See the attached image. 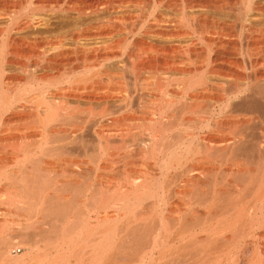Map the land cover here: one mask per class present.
I'll return each instance as SVG.
<instances>
[{"label": "bare ground", "instance_id": "1", "mask_svg": "<svg viewBox=\"0 0 264 264\" xmlns=\"http://www.w3.org/2000/svg\"><path fill=\"white\" fill-rule=\"evenodd\" d=\"M147 1L74 0L68 4L74 7L73 12L75 10L80 19L110 14L107 24L71 28L63 36L56 34L51 37L57 38L49 39L41 35L44 18L33 15L18 19L24 3L0 0V221L19 213L22 220L18 224L24 241L29 238H26L28 229L36 225L49 226V249L43 251L55 252L54 257L49 258L38 250L37 241L29 243L27 248L25 244L15 246L8 237H2L0 264H165V261L167 264H264V149L261 136L257 138L254 134L264 121V0H151L152 4H162L178 14L175 21L170 20L176 24L169 21L168 25L169 17L156 14L138 43L115 41L114 37L121 31L116 22L132 17L134 13L130 14V9L141 7ZM230 11H235L243 24L239 38L247 46L244 54L240 47L230 46L226 41L233 37L228 20L216 17ZM31 31L36 36L26 37ZM205 37L210 39L206 55H200L202 52L197 53L193 48L181 52L177 44L168 45L186 39L196 44L195 41ZM153 38L166 43L156 44ZM66 41L75 46L71 52L63 51ZM26 43L31 47L39 43L41 47H54V52L46 57L40 54L37 63L27 64ZM73 54L82 58V63L72 72L83 74L74 81H67V89H54L57 94L52 93L51 98L39 87H26V81L21 82L18 77L16 81L8 75L11 66L25 73L26 69L38 66L61 70L57 60ZM241 59L242 65L239 64ZM110 73H180L182 79L179 86L176 85L182 93L178 97L177 92L180 95L181 91L174 89L178 98L171 101L162 95V98L156 97L155 108L151 109L148 121L142 122V132L137 133L135 129H139L141 122L138 123L139 116L133 109L129 108L131 115L127 118L108 121L109 117L119 114L117 109H109V103L120 102L124 92L119 83L114 86L109 83ZM159 85L161 91L155 87L153 91L164 93ZM71 99L78 104L76 108L82 103L88 104L89 111H71ZM206 99L222 100L220 110L203 108L202 101ZM28 105L34 109L32 115L37 120L35 130L39 134V139L31 146L26 145V125L22 127L20 123L26 121ZM168 109L177 111L170 113ZM81 115L84 119L79 117ZM106 120L109 123L104 124ZM16 122L21 128L14 126ZM89 126L97 138L94 152L90 149L91 138L86 136ZM144 136L147 142L143 149L138 138ZM126 137L131 138L133 145L128 147L125 159L133 166L135 155H144L146 173L140 174L132 168L113 183L105 182L104 174L96 183L92 178L87 179L89 176L86 178L84 173L89 169L90 160L95 163L97 172L104 164H114L112 161L123 148L118 145L115 150L111 140L117 138L124 142ZM50 138L63 139L71 147L58 148L59 153L56 147L52 148L54 151L47 150ZM220 138L226 143V146L222 143L225 146L222 150L217 146ZM250 138L254 141L250 142ZM200 139L209 141L211 147L206 148L205 143H201L202 147L195 148ZM72 146H75L73 152L68 150ZM234 153H238L237 159H233ZM39 155L44 159L46 155L51 159L63 156V159L43 169ZM113 162L117 164L119 159ZM224 165L237 169L223 172ZM173 167H184L171 184L175 185L172 193L183 195L186 202L176 209L175 217L173 214L167 218L164 215L167 194L164 175ZM61 168L69 172L72 179L68 177L70 180L60 183ZM226 177H232L234 182L221 189L220 184ZM66 189L71 194H67ZM175 229L179 230L176 234ZM199 231L206 234L204 239L198 237ZM188 233H191L189 239ZM188 249H191L190 257L185 252L187 257L183 254L181 257ZM158 251L162 255L157 260L154 256ZM35 254L39 257H34Z\"/></svg>", "mask_w": 264, "mask_h": 264}, {"label": "rangeland", "instance_id": "2", "mask_svg": "<svg viewBox=\"0 0 264 264\" xmlns=\"http://www.w3.org/2000/svg\"><path fill=\"white\" fill-rule=\"evenodd\" d=\"M18 1H20L19 2V4L21 3V4H23V5H21L22 7V13H20V16H19V14H18V19H20V18H24V17H32L33 15L35 16V17H41L44 21H43V24H42V26H41V28L43 29L42 30V36L44 37H46V38H51V39H53V38H57L58 36L59 37H61V36H63V35H65V33H66V31H68V30H70L71 28L73 29V28H80V27H86V26H90V25H93V24H98V23H105V22H107V18L108 17H110V14H100V16H92V17H83L82 19H80L78 16H76L77 15V13H76V11L74 10V12H73V9H74V7L71 5V6H69V4L68 3H73V1L74 0H18ZM18 1L16 0V2L18 3ZM25 1V2H24ZM261 1H263V0H261ZM264 2V1H263ZM27 5H26V4ZM159 3H156V4H152L151 3V0H148L147 2H145L144 3V5H140L141 7H132V9H130L131 11V13L130 14H132V13H134V14H132V17H130V16H128V17H125V18H120L118 21H120V22H116V24H117V26H119L120 28H121V31L118 33V34H116V36L114 37V40L116 41H122V42H128V43H130V42H135V43H138V42H136V41H139L140 40V38L142 37V33H143V31H144V29L147 27V26H150V24L151 23H153L154 22V17H155V15L156 16H158V15H160V14H162L163 16L165 15L166 17H169V18H167V20H168V25H169V23L172 21V20H176V18H178V14H177V16H176V13L175 12H173L172 10H170V9H165V7L162 5V4H159ZM34 5V6H33ZM43 5H45V6H43ZM48 5V6H47ZM50 7V8H49ZM164 7V8H163ZM39 8V9H38ZM68 8H70V9H68ZM73 8V9H72ZM134 9V10H133ZM140 9V10H139ZM32 10V11H31ZM35 10V11H34ZM133 11V12H132ZM169 11H171V12H169ZM21 12V11H20ZM145 14H144V13ZM231 12V13H230ZM230 12H227V13H225V14H222V15H216V17H221V19H227L228 20V24L229 25H231L230 27H231V33L233 34H231L233 37H232V39L231 38H229V39H226V41H227V43H229V45L230 46H234V47H240L239 49L243 52V50L244 49H246L247 48V46H245V43L243 42V46H245L244 48H243V46H242V42L240 41L241 39L239 38V35H240V33H241V27H243V24H242V22H241V20H239L238 19V15H237V13L235 12V11H230ZM234 12L236 13L235 15H234ZM76 13V14H75ZM172 13V14H171ZM196 12H194V14H195ZM228 13L230 14L229 16H227L228 15ZM191 14V13H190ZM189 14V15H190ZM231 14H233V15H231ZM134 15V16H133ZM146 15V16H145ZM226 15V16H225ZM237 15V16H236ZM154 16V17H153ZM171 16V17H170ZM224 16V17H223ZM236 16V17H235ZM147 17V18H146ZM173 17V18H172ZM229 17V18H228ZM232 17V18H231ZM45 18H46V20H45ZM89 18V19H88ZM132 18V19H131ZM171 18V19H170ZM48 19V20H47ZM122 19H124V21L122 22ZM125 19L127 20V22L125 21ZM166 19V18H165ZM231 19V20H230ZM94 20V21H93ZM96 20V21H95ZM171 20V21H170ZM239 20V21H238ZM90 21V22H89ZM137 21V22H136ZM170 21V22H169ZM171 22V24H173L174 25V23L176 24V22ZM75 22V23H74ZM78 22V23H77ZM122 22V23H121ZM241 22V23H240ZM88 23V24H87ZM233 23V24H232ZM257 23V22H256ZM105 24H107V23H105ZM170 24V25H171ZM241 25V26H240ZM50 26V27H49ZM68 26H70V27H68ZM72 26V27H71ZM76 26V27H75ZM125 26V27H124ZM247 26V25H246ZM137 27V28H136ZM125 28V29H124ZM128 28H130V29H128ZM49 29V30H48ZM123 29V30H122ZM238 29V30H237ZM126 30V31H125ZM234 31V32H233ZM32 32V33H31ZM31 32H27L26 33V37H31V38H33V37H35L36 36V33H34L33 31H31ZM62 32V33H61ZM134 32V33H133ZM242 32H245V29L243 30V28H242ZM54 33V34H53ZM30 34V35H29ZM35 34V35H34ZM56 34H57V37H51V36H56ZM59 34V35H58ZM28 35V36H27ZM32 35H33V37H32ZM235 35V36H234ZM141 36V37H140ZM125 39V40H124ZM154 39V40H153ZM152 40V42H155L156 44H160L162 41L163 42H165L164 40H157V39H155V38H153ZM207 37H205L203 40H201V39H199V40H197V41H195L196 42V44L194 43V44H191V40L190 39H186V40H181V41H173V42H170V43H168V45L170 44V45H175L176 46V44H177V48H178V50H183V52L184 51H186V49L188 48L189 50H191L192 48V50H194V51H196L197 50V53H201L200 55H206V53H205V51L208 53L209 52V50H210V47H209V43H210V39H207ZM133 40V41H132ZM158 42H156V41ZM228 40H230V42L228 41ZM207 41H209V43L207 42ZM224 41H225V39H224ZM160 42V43H159ZM168 42V41H167ZM166 43V42H165ZM179 43V44H178ZM29 44V43H28ZM27 43H26V58L28 57V61L26 60V63L27 64H33V63H37L38 62V55H40V54H42V55H44V57H46V55L47 56H49L51 53H53L54 51V49H52V48H54V47H50V46H43L42 45V47H41V44L39 43V44H34V46H32L31 47V45L29 44L28 45ZM250 44H251V46H250ZM249 44V46L250 47H252V43H250ZM33 45V44H32ZM73 45V46H72ZM189 45L190 46H193V47H189ZM196 45V46H195ZM40 46V47H39ZM73 47H75L74 46V44L71 42V41H66V42H64L63 43V51H65V50H67L66 52H68L69 50H70V52L74 49ZM242 47V48H241ZM191 48V49H190ZM188 49H187V51H188ZM201 50V51H200ZM203 50V51H202ZM182 52V51H181ZM241 52V53H242ZM245 52V51H244ZM244 52H243V54H244ZM37 53V54H36ZM34 55H36V56H34ZM263 55H264V50H263ZM67 57H69V58H67ZM67 57H65V58H59L57 61V64L59 65V66H61V70H56V69H54V68H51L50 70H45L43 67L41 68V66H38V68L36 67V69L35 68H33L32 70L31 69H29V70H27L26 69V72L27 73H25V72H23V71H21V70H19V69H17V71L14 69V67H8V75L9 76H11V77H13V78H15L16 79V81H21V82H23V80L24 81H26V82H24L25 84H26V87H28V86H30V87H32V86H35V87H39V89L41 90V91H45V96H47L48 94V98H51L52 97V93H53V95H56L57 94V92L55 91V90H57V89H60V88H65V89H67V87H69V85H68V83H67V81H70V80H72L73 79V81L74 80H76L77 79V77L79 78L83 73H81V71H78V72H76V73H73L72 72V69L76 66V67H78V66H80L81 65V63H82V58H79V56L77 57V56H75L74 54L72 55V56H67ZM72 57V58H71ZM36 58H37V60H36ZM77 58V59H76ZM79 58V59H78ZM255 58H253V60H254ZM252 60V61H253ZM31 63H30V62ZM34 61V62H33ZM79 61V62H78ZM255 61V60H254ZM239 62V61H238ZM80 63V64H79ZM160 63V62H159ZM162 63V62H161ZM243 64V60L241 59V61L239 62V64L240 65H242ZM62 64V65H61ZM65 68V69H64ZM14 69V70H13ZM71 70V72L70 73H68L69 71ZM14 72V73H12V72ZM19 71V72H18ZM23 72V73H22ZM30 74V75H29ZM36 74V75H35ZM132 74V75H131ZM134 74H135V76H134ZM137 74V75H136ZM173 74V75H172ZM33 75V76H32ZM73 75V76H72ZM116 75V78L114 77ZM182 74H180V73H110V78H112V82H111V79L109 78V83H111L112 84V86H114V85H116L117 83H119V86L121 87L122 86V91H124L123 92V96H121V101L120 102H117L116 103V101L115 102H110L109 103V109H111V110H113L114 109V111L116 110V112L118 111L119 112V114H117L116 112V114L114 115V116H112V117H109L108 118V121L109 122H112L113 121V119H120V120H122L123 118H127V117H129L130 115H131V113H130V109H133V111L134 112H137V121L139 120V122L138 123H140V127H139V129H137V131H136V129H135V132H137L138 133V131H139V133H140V131L142 132V127H141V125H143V123L145 122H147L148 121V119H149V117H150V112H151V109H153V108H155L154 106H155V103L158 101V100H156V99H158V98H162V96H165V99H168L169 98V100L168 101H171V100H176V91L174 90V89H180V87L178 88V86H179V83L181 82V79H182V76H181ZM30 76V77H29ZM44 76V77H43ZM51 76V77H50ZM19 79H18V78ZM35 77L38 79V81H36V79H35ZM46 77V78H45ZM167 77V78H166ZM174 77V79H172ZM23 78V79H22ZM34 80H33V79ZM39 78H43V80L45 79L46 81H44V83L40 80L39 81ZM58 78V79H57ZM75 78V79H74ZM121 78V79H120ZM135 78H136V80H138L137 82H136V80H135ZM165 78V79H164ZM175 78H177V79H175ZM18 79V80H17ZM48 79V80H47ZM53 79V80H52ZM69 79V80H68ZM170 79L172 80V81H170ZM33 80V81H32ZM50 80V81H49ZM164 80V81H163ZM165 80H166V83H165ZM30 81H32V82H30ZM35 81V82H34ZM119 81V82H118ZM160 81H162L163 82V84L162 83H159ZM180 81V82H179ZM133 82V83H132ZM135 82H136V86L134 85L135 84ZM139 82V83H138ZM168 82V83H167ZM179 82V83H178ZM261 82H263V81H261ZM38 83V84H37ZM49 83V84H48ZM67 83V84H66ZM116 83V84H115ZM154 83H156V84H154ZM160 84L159 86H160V89L162 88H164L163 90H162V92H164V93H161V92H157L156 93V90L157 91H161V90H158L159 88L157 87L158 86V84ZM164 83H165V85H164ZM170 83H172V84H170ZM58 84H61V85H58ZM110 84V85H111ZM131 84V85H130ZM133 84V85H132ZM154 84V85H153ZM161 84H162V87H161ZM170 84V85H169ZM175 84V85H174ZM178 86H177V85ZM38 85V86H37ZM51 85V86H50ZM140 85V86H139ZM152 85V86H151ZM173 86V88H172V86ZM125 86V87H124ZM134 86V90H132V87ZM163 86H165V87H163ZM167 86H170V88H172V89H170L169 87V89H170V91L169 92H172V93H170L171 95H172V98H174V99H172V98H170V94H168L169 92L167 91V90H169V89H167ZM177 86V87H176ZM56 87V88H55ZM153 87H155V91H153ZM174 87H176V88H174ZM129 88V89H128ZM137 88V89H136ZM55 89V90H54ZM131 89V90H130ZM167 89V90H166ZM137 90H139V91H137ZM165 90V91H164ZM173 90V91H172ZM55 91V92H54ZM135 91V92H134ZM168 93H167V92ZM175 91V92H174ZM180 91H181V89H180ZM15 93H16V91H15ZM17 93H19V91H17ZM56 93V94H55ZM136 93V94H135ZM178 93V97H180L181 96V93H182V91L180 92V95H179V91L177 92ZM130 94V95H129ZM133 94V95H132ZM138 94V95H137ZM157 94H159V95H157ZM165 94V95H164ZM168 94V95H167ZM132 95V96H131ZM142 95V96H141ZM162 95V96H161ZM51 96V97H50ZM159 96V97H158ZM161 96V97H160ZM168 96V97H167ZM54 97H56L55 98V100H59L58 98H57V96H54ZM130 97V98H129ZM156 97H158V98H156ZM167 97V98H166ZM177 97V98H178ZM125 98H127L128 99V101H127V99H125ZM132 98H133V100H132ZM156 98V99H155ZM132 101H131V100ZM171 99V100H170ZM72 100V101H71ZM69 102H70V107H72L71 108V111H74V110H76L77 109V112L79 111L80 112V109H81V111L83 112L84 110H86V111H89L88 110V104H86V103H82V106H80V108H76L77 106H78V104L76 103V101L75 100H73V99H71ZM124 100V101H123ZM156 101V102H155ZM212 101V102H211ZM221 102V103H215V102ZM57 102H60V101H56V103ZM131 102H133V103H131ZM203 103H204V106L205 107H203V108H207V107H209V110H211V108L212 109H215V110H217V111H219L220 110V105H222V100L220 101L219 99H208V101H207V99L206 100H204V101H202ZM210 102V103H209ZM74 103V104H73ZM113 103V104H112ZM116 103V104H115ZM119 103V104H118ZM86 104V105H85ZM118 104V105H117ZM128 104V105H127ZM131 104V105H130ZM134 106H133V105ZM157 104V103H156ZM118 106L119 107V109H120V111L118 110V108L117 107H115V106ZM120 105H122V106H120ZM76 106V107H75ZM114 106V107H113ZM129 106V107H128ZM131 106H133L132 108H131ZM201 106H202V104H201ZM212 106V107H211ZM30 107V108H29ZM74 107V108H73ZM32 107L31 106H29L28 105V109L26 110V124H25V122L23 121H21L20 123L23 125H20V123L19 122H16L15 123V127L17 126L18 128H21V126L22 127H24V125H26V130H28V131H26V145H32L33 143H35L38 139H39V134L37 133V131L35 130V128H36V122H37V120H36V118H34L33 117V115H32V113L34 112L32 109H31ZM125 108V109H124ZM130 108V109H129ZM219 108V109H218ZM150 109V110H149ZM123 110V111H122ZM169 110V112L171 113H174V111L173 110H175V109H172V111H171V109H168ZM40 111L42 112V110L40 109ZM98 111H100L99 109H98ZM126 111V112H125ZM175 111H177V110H175ZM169 112H167V114L168 115H170L169 114ZM140 113V114H139ZM148 113V114H147ZM121 114V115H120ZM125 114V115H124ZM129 115V116H128ZM81 119H84V118H82V117H84V115H81V116H79ZM77 118V119H80V118ZM207 117V116H206ZM77 119H75V120H77ZM80 119V120H81ZM145 119V120H144ZM263 119H264V115H263V117H262V121H263ZM75 120H73V121H75ZM107 120L105 121V123L104 124H106V122H108ZM108 122V123H109ZM143 122V123H142ZM144 123V124H145ZM263 123V126H259V128L261 129H258L254 134L255 135H257L256 137L257 138H259L260 136H261V140L260 141H262V143H263V145H264V136L262 135V133L264 134V121L262 122ZM238 125H241L242 126V124H238ZM16 127V128H17ZM91 126H89L87 129L88 130H86V136L87 137H89V138H91V140H89V141H93L92 143L91 142H89L91 145H90V149L92 150V152H94V149H93V147H94V145L97 143V138H96V134H94L95 132H94V130H93V128L91 127ZM240 127V126H239ZM89 128H90V131H89ZM141 128V129H140ZM35 130V131H34ZM259 131V132H258ZM263 131V132H262ZM36 132V133H35ZM71 132V131H70ZM112 132V131H111ZM88 133V134H87ZM107 133H109L108 131H107ZM252 133V132H251ZM257 133V134H256ZM260 133V134H259ZM109 134H112V133H109ZM37 135V136H36ZM255 135H252L251 137L253 138V137H255ZM259 136V137H258ZM256 137H255V139H256ZM88 138V139H89ZM130 138V137H129ZM128 137H126V138H124V142H122L120 139H117L116 138V140H115V138H112V140H111V142H112V146H115V147H113L115 150L118 148L117 146L119 145V148H123V149H121L120 151H119V154H122V155H117L116 156V158H118L119 159V162H118V159L117 160H115L116 158H114V160L113 161H117L118 163L116 164L115 162H113L112 161V163H114V164H109V166H107L106 164H101V166L102 167H106V169H104V168H102L101 167V169L99 170V172H97V170H95L96 169V165H95V163H93L94 164V167H93V164H92V162H91V160H90V163L88 164V170H86L85 171V173H84V175L86 176V178L87 179H91V181L93 182V183H96L97 182V180L99 181L100 180V177L103 175V177L105 178L104 179V181L105 182H107V183H113V182H118L119 181V179H122V177H123V174H125V172H127V171H130V170H132V168H133V170L134 171H137L138 173H140V174H143L144 172L143 171H145V170H147L146 169V160L147 159H145V157H144V155H142V154H140L139 156H138V154H136L135 155V165H133L132 166V164L128 161L127 162V160L125 159L126 157H124V156H126V154L128 153V149L131 147L130 145H133V143L131 142L132 140H131V138L129 139ZM140 138V139H139ZM138 138V143H140L142 146V148L144 149V144L147 142V137H139ZM252 138H250V142L252 141H254ZM29 139V140H28ZM57 138H50L49 139V141H48V143H47V145H46V149L47 150H50L49 148H51V150H53L54 151V149H52L53 147L55 148H57L56 149V153H59L60 152V150H58V148L60 149V148H66V147H68V148H70L71 147V145L67 142H65L63 139H57ZM96 139V140H95ZM114 139V140H113ZM229 139L231 140L232 139V137H229ZM252 139V140H251ZM55 140V142L53 143V141ZM225 139H222V138H220V139H218L217 140V146L219 147V148H221V150L223 149V147L225 148V146H226V143L225 142H223ZM35 141V142H34ZM256 141H258L257 139H256ZM19 143V142H18ZM17 142H16V144H18ZM51 145H50V144ZM121 143V144H120ZM203 143H205V144H203L206 148H208V147H211V143L209 142V141H205V140H198V141H196V143H195V148H198V147H202L201 145ZM225 145H223V144ZM93 144V145H92ZM115 144V145H114ZM125 146H124V145ZM201 144V145H200ZM50 145V146H49ZM64 145V146H63ZM66 145H68V146H66ZM251 145V144H250ZM262 145V149H264V146ZM30 146H28V149L30 148ZM49 146V147H48ZM208 146V147H207ZM73 147V146H72ZM117 147V148H116ZM129 147V148H128ZM73 149V150H72ZM72 149H68L69 151L71 150L72 152L73 151H75L74 149H75V146L72 148ZM201 149V148H200ZM50 150V151H51ZM58 150V151H57ZM64 150V149H63ZM66 150V149H65ZM67 150V151H68ZM114 151V150H113ZM91 152V151H90ZM126 152V153H125ZM47 153V152H46ZM117 152H114L113 154H116ZM254 154V153H253ZM47 155H49V154H47ZM47 155H46V157H45V159H44V156L42 157V155L40 156L39 155V157H41V161H43V163H41V168H43V169H47V167L50 165L49 163H58L59 161H60V159L62 160L63 159V156H61V157H56L55 158V156L54 157H52V159L50 158V157H47ZM142 155V156H141ZM204 155H206V154H204ZM220 155H221V152H220ZM119 156H120V158H119ZM138 156V157H137ZM202 156V155H201ZM207 157L209 156V155H206ZM233 159H237V157H238V153H234L233 154ZM254 156H257V154H255ZM48 158H50V159H48ZM54 158V159H53ZM136 158H137V160H136ZM143 158V159H142ZM220 158V160H221V157H219ZM254 158V157H253ZM252 159V158H251ZM256 159H257V157H255V159L253 160L254 162H256ZM45 160V161H44ZM56 160H58V161H56ZM125 160V161H124ZM53 161V162H52ZM233 162H236V161H233ZM45 163V164H44ZM126 163H127V165H126ZM128 163H130V165L128 164ZM143 164V165H142ZM45 165V166H44ZM90 165H92V166H90ZM111 166V167H110ZM132 166V167H131ZM46 167V168H45ZM129 167L131 168V169H129ZM145 167V168H144ZM108 168V169H107ZM184 167H181V168H175V167H173V168H171L166 174H167V176H166V174L164 175L165 176V182H164V185H165V188H166V190H165V193H167L166 194V207H165V216L167 217V218H171V217H175L176 216V214H174V212H176V209H178V208H180L182 205H183V203L184 202H186V201H184V200H186L185 199V197L183 196V195H180V196H178V195H175L174 193H172V192H174L173 190H174V187H175V185H173V184H171L172 183V180L176 177L175 175H177L178 174V171H179V173L182 171L181 169H183ZM233 168V169H232ZM229 169H232V170H236L237 169V167H232V166H228V165H224V166H222V171L223 172H225V171H228ZM95 170V171H94ZM105 170V171H104ZM158 170V168H155V171L157 172L156 174H159V171H157ZM181 170V171H180ZM60 171V175H62V176H59V182L60 183H62L63 181H65V180H70V178L72 177V176H70V174H69V172L67 173V172H65L64 171V169H62L61 168V170H59ZM100 171H101V173H100ZM141 171H142V173H141ZM62 172H65L64 174L62 173ZM103 172V173H102ZM88 173V174H87ZM145 173H146V171H145ZM176 173V174H175ZM65 174H67V175H65ZM99 174V175H98ZM101 174V175H100ZM173 174V175H172ZM64 175V176H63ZM121 176V177H120ZM175 176V177H174ZM68 177H70V178H68ZM99 177V179H97ZM66 178V179H65ZM172 178V179H171ZM229 178H231L232 180H230L229 181ZM72 179V178H71ZM205 179H206V177H205ZM205 179H203V181H205L206 182V180ZM61 180V181H60ZM169 181V183L167 184V182ZM225 180V181H224ZM223 181L224 182H222V184H220L221 185V189H226L227 188V184H229V182L232 184V181L234 182V180H233V178L232 177H226L225 179H224ZM226 180H227V182H226ZM226 183V184H225ZM225 184V185H224ZM168 185V186H167ZM67 190H69V189H66V191L65 192H68L67 194H71V192L70 191H67ZM225 190H223V192H224ZM64 192V193H65ZM70 192V193H69ZM66 194V193H65ZM168 199V200H167ZM183 201V202H182ZM198 209V208H197ZM200 209V208H199ZM159 210V209H158ZM15 213V212H14ZM18 215H16V213L12 216V217H8L7 219H8V222H7V219L6 220H4V221H6V223L2 220V221H0V230H1V232H0V239H3V238H7V239H10V241L15 245V243H16V245L15 246H23L24 244L26 245V247L27 248H29L30 247V244L32 245V243H34L35 241H37L38 243H39V245H38V250H42V254L44 253H46V252H44L43 250H45L46 248V250L45 251H47L48 249H49V247H47L48 246V239H49V237H50V227L49 226H47V225H36V226H34L31 230L30 229H28V231H26V238L27 237H29L27 240H25L24 241V238H23V234H22V230H21V226L18 224L19 223V221H21L22 219L21 218H19L18 216L20 215L19 213H17ZM174 214V215H173ZM173 215V216H172ZM27 217H28V215H26V219H27ZM189 218H191V216H188ZM41 218V217H40ZM40 218H38L37 217V219H40ZM188 218V219H189ZM1 224H3V225H1ZM7 224V225H6ZM6 225V226H5ZM9 225V226H8ZM8 226V227H7ZM5 228V229H4ZM8 228V229H7ZM176 230H178V229H175L174 231H175V234L179 231H177L176 232ZM188 231V230H187ZM22 234V235H21ZM189 234V236H188V239L189 238H191V233H188ZM197 234H199L198 235V237L200 238V239H204L205 238V235L206 234H202L200 231L199 232H197ZM201 234V235H200ZM38 235H40V236H38ZM31 236V237H30ZM3 237V238H2ZM47 240V241H46ZM249 241V240H248ZM45 242V243H44ZM27 243V244H26ZM30 243V244H29ZM21 244V245H20ZM43 244V245H42ZM188 251V253L186 252V250L185 251H183L181 254H180V252L177 254V255H179L180 254V256L182 255L183 257H187V256H185L184 255V252L186 253V255L188 254V257H190V253H189V251L191 252V249H188L187 250ZM41 252V251H40ZM39 252V255L41 254ZM48 252V251H47ZM35 253H37V252H35ZM162 252H160V251H158V252H156L155 254V258L158 260V258L159 257H161L160 255H162L161 254ZM169 253V252H168ZM171 253H174V252H171ZM170 253V254H171ZM244 252L243 251H241V254H243ZM46 254H48V256H49V258H51V257H54L53 255H55V252H53V253H46ZM45 254V255H46ZM44 255V256H45ZM36 256V254L34 255V257ZM37 256H38V254H37ZM36 256V257H37ZM47 256V255H46ZM159 256V257H158ZM181 256V257H182ZM39 257V256H38ZM158 257V258H157ZM240 260V259H239ZM29 262V261H28ZM162 262V261H161ZM30 264H31V262H29ZM163 263V262H162ZM165 264H167L166 263V261L164 262ZM48 264V263H47Z\"/></svg>", "mask_w": 264, "mask_h": 264}]
</instances>
